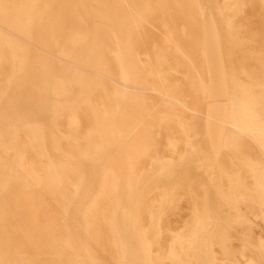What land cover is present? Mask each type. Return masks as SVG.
Masks as SVG:
<instances>
[{
    "label": "bare ground",
    "instance_id": "6f19581e",
    "mask_svg": "<svg viewBox=\"0 0 264 264\" xmlns=\"http://www.w3.org/2000/svg\"><path fill=\"white\" fill-rule=\"evenodd\" d=\"M263 32L264 0H0V264H217L216 247L237 264L232 232L264 220ZM162 38L186 95L153 56Z\"/></svg>",
    "mask_w": 264,
    "mask_h": 264
},
{
    "label": "rangeland",
    "instance_id": "374dc122",
    "mask_svg": "<svg viewBox=\"0 0 264 264\" xmlns=\"http://www.w3.org/2000/svg\"><path fill=\"white\" fill-rule=\"evenodd\" d=\"M223 6H227L228 0H222ZM250 14V12H249ZM257 17L251 14L247 18V23L254 24ZM261 51L264 54V32L261 42ZM153 56L162 62V73L170 75V85L172 92H180L186 95L185 88L182 87V76L180 75V66L182 65V57L176 50L173 43L166 38L160 39L158 45L153 50ZM173 73V74H169ZM98 101H101L99 98ZM264 111V103L262 104ZM174 112H177L182 117L191 116V112L183 109L179 103H174ZM264 122V116H263ZM57 125L59 120L56 119ZM88 120L85 114L81 116L80 125L76 126L69 120V124L66 129L71 133H79V138H83L87 130ZM75 131V132H74ZM187 130L183 127H179L177 124H171L167 132V143L165 146V155L172 161L179 160L184 154V143L187 139ZM25 139L24 136H22ZM26 141V139H25ZM66 153H69V147L65 148ZM32 156L30 162L34 164L40 163V156L30 153ZM41 170V169H39ZM161 193H157L155 198L159 199ZM194 209L193 196L189 191H183L179 195V203L176 209L168 214L167 221L170 225V230L173 233H177L182 230L185 222L192 216ZM249 220H245L241 225L237 226L232 232V241L230 243V249L233 253L234 259L237 264H263L258 253L252 246L258 247L264 251V220L256 218L253 214L248 215ZM170 234L166 236L165 241L162 243V247L168 250L170 247ZM156 250V248H155ZM215 256L217 264H229L224 253L218 248H215ZM154 264H169L167 262H161L160 259H154Z\"/></svg>",
    "mask_w": 264,
    "mask_h": 264
}]
</instances>
